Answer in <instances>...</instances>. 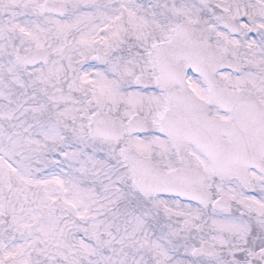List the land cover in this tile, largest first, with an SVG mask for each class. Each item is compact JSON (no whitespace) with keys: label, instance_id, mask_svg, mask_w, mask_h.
<instances>
[{"label":"snow or ice","instance_id":"6c2138e0","mask_svg":"<svg viewBox=\"0 0 264 264\" xmlns=\"http://www.w3.org/2000/svg\"><path fill=\"white\" fill-rule=\"evenodd\" d=\"M0 264H264V0H0Z\"/></svg>","mask_w":264,"mask_h":264}]
</instances>
